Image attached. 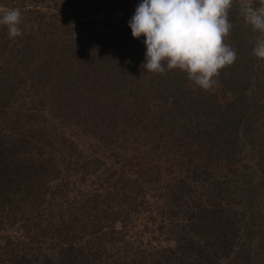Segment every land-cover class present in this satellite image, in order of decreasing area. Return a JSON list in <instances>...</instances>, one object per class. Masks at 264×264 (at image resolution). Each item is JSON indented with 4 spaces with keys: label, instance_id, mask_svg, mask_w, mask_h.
I'll return each instance as SVG.
<instances>
[{
    "label": "trees",
    "instance_id": "trees-1",
    "mask_svg": "<svg viewBox=\"0 0 264 264\" xmlns=\"http://www.w3.org/2000/svg\"><path fill=\"white\" fill-rule=\"evenodd\" d=\"M139 2L0 0L22 18L0 26V264H264V59L241 15L259 0H233L236 60L206 91L142 68ZM153 211L166 245L131 224Z\"/></svg>",
    "mask_w": 264,
    "mask_h": 264
},
{
    "label": "clouds",
    "instance_id": "clouds-1",
    "mask_svg": "<svg viewBox=\"0 0 264 264\" xmlns=\"http://www.w3.org/2000/svg\"><path fill=\"white\" fill-rule=\"evenodd\" d=\"M232 4L233 0H140L128 27L133 38L144 37L142 68L153 74L180 70L194 86L209 90L219 71L236 60L234 49L224 42L232 28ZM241 15L259 33L253 56L264 59V0L256 7H243ZM21 23L19 9L0 16L9 39L22 35Z\"/></svg>",
    "mask_w": 264,
    "mask_h": 264
},
{
    "label": "rangeland",
    "instance_id": "rangeland-1",
    "mask_svg": "<svg viewBox=\"0 0 264 264\" xmlns=\"http://www.w3.org/2000/svg\"><path fill=\"white\" fill-rule=\"evenodd\" d=\"M2 10L3 9L0 7V13L2 12ZM70 122H73V121H70ZM64 129L66 130V132H64L65 133L64 136L65 137L67 136V138H69L71 142L77 143L78 145H80L79 151H80L81 158L79 160H84L85 156L86 158H88V160H90L91 156L94 155L93 148H95L94 146H91L89 144L90 141L86 138L78 139L76 136L72 134L74 132V129H71V128H68V129L64 128ZM78 131H82V129L79 128ZM155 136L156 134L154 136H151V138L140 137L138 141L135 140L134 141L135 145L133 147L137 146L139 150L136 152V154L132 155L134 152H132L133 147H131V149L129 148V150H127L126 154H130V158L131 156L134 157V156H139V155L143 156L144 158V154L150 151V149H153L155 147L154 145L157 142V140L152 141ZM167 153L164 154L163 152L162 155H160L159 160H174L173 157L175 156L171 154H167ZM97 155L98 157H100L102 154L98 151ZM124 160H127V159H124ZM165 172L166 170L164 169L163 173ZM77 179H80V175L77 177ZM87 181L93 182V180L90 178ZM99 191L100 190L98 189V192ZM130 221H131V224H133V226L136 228V231H138V235L144 236L143 239L146 242L150 241L154 245L160 244V243H162L163 245L168 244L169 241H167L166 238L164 237L165 227L167 226L168 222H166L163 218L159 217L156 212L153 211L152 214L151 213H144V214L134 213L133 215L131 214ZM131 224H129V226ZM131 233H132L131 230H129L128 234L130 235ZM222 264H227V261L226 260L223 261Z\"/></svg>",
    "mask_w": 264,
    "mask_h": 264
}]
</instances>
